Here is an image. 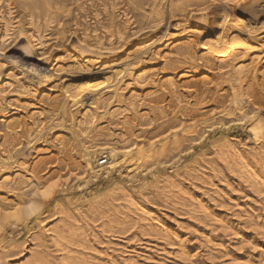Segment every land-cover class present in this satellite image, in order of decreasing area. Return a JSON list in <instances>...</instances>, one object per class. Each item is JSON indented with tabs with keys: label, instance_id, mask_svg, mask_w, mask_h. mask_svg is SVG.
Masks as SVG:
<instances>
[{
	"label": "rangeland",
	"instance_id": "obj_1",
	"mask_svg": "<svg viewBox=\"0 0 264 264\" xmlns=\"http://www.w3.org/2000/svg\"><path fill=\"white\" fill-rule=\"evenodd\" d=\"M0 44V264H264V0H0Z\"/></svg>",
	"mask_w": 264,
	"mask_h": 264
},
{
	"label": "bare ground",
	"instance_id": "obj_2",
	"mask_svg": "<svg viewBox=\"0 0 264 264\" xmlns=\"http://www.w3.org/2000/svg\"><path fill=\"white\" fill-rule=\"evenodd\" d=\"M182 6H183V4H182ZM186 6H188V4H185L183 7L185 8ZM10 9V8H9ZM63 10V9H62ZM11 12V11H10ZM191 12V11H190ZM11 16V15H10ZM13 17V16H12ZM12 17H8L7 19H5L4 21V26H3V29L1 30L2 31V35H1V42H3V41H7V40H9L10 38H12V37H14L15 38V35L17 36V34H15V32H17V29H19V28H17V29H15V27H13L12 26V21H10L11 19H12ZM14 21H16V20H14ZM13 21V22H14ZM18 21V20H17ZM17 23V22H16ZM126 29V28H125ZM120 30V29H119ZM118 32V31H117ZM121 32H122V30H121ZM124 32V31H123ZM139 32V31H138ZM20 33V32H19ZM40 33V32H39ZM136 33V32H135ZM133 34V33H132ZM19 35V34H18ZM31 35H33V34H31ZM40 35V34H39ZM121 35V34H120ZM119 35V36H120ZM123 36H124V34H122ZM35 36V35H34ZM122 37V36H121ZM126 37H127V35H126ZM14 38H13V40H14ZM32 38V37H31ZM42 38V36H38V37H36L35 39H32V41H38V42H41L43 39H41ZM16 39V38H15ZM31 40V39H30ZM109 41H110V39H108ZM11 42V41H10ZM7 43V42H6ZM6 43H3L4 45L6 44ZM0 45H2V44H0ZM41 45V44H40ZM175 54H180V53H175ZM179 57L180 59H186V58H188V56L187 55H185V54H181V55H175V57ZM141 72V71H140ZM136 73H138V72H136ZM142 74V73H141ZM141 74H140V76H138V78H144V76L142 75L141 76ZM144 75L146 74V73H143ZM147 75V74H146ZM137 76V75H136ZM136 78V77H135ZM146 78H148V77H146ZM240 78V77H239ZM238 79V76H236V80ZM141 80V79H140ZM137 81V80H136ZM237 83V82H236ZM240 83V82H239ZM239 83H238V85H239ZM94 86V85H93ZM233 89V88H232ZM235 90H233V92H234ZM238 92V91H237ZM240 92V91H239ZM241 95V94H240ZM237 96H238V94H237ZM257 99V98H256ZM231 100V99H230ZM234 100V99H233ZM243 100V99H242ZM245 100V99H244ZM255 100V99H254ZM253 104H254V102H253ZM62 105V104H61ZM255 105H256V103H255ZM89 107V106H88ZM258 108V107H257ZM90 110V109H89ZM93 110V109H92ZM255 112V111H254ZM257 112V111H256ZM191 113V112H190ZM200 113V112H199ZM203 113V112H202ZM93 114V113H92ZM255 114V113H254ZM183 115H185V114H183ZM182 115V117L178 120V128H180L181 129V131L182 132H184V133H191V132H193L194 131V129L197 127V123L198 122H200V123H204V122H207V120H208V118H206V117H204V115L203 116H201V114H200V116L201 117H198L199 116V114L198 115H194V113L193 114H189V115H187V116H183ZM205 115H207V114H205ZM212 116V115H211ZM244 116V115H243ZM213 117V116H212ZM243 118V117H242ZM178 119V118H177ZM176 119V120H177ZM19 121V120H18ZM170 122V121H169ZM39 124V123H38ZM168 124V123H167ZM6 126H5V129L3 128L2 129V131L0 132L2 135H5V133H7L9 130L10 131H15V129H16V127H20V125H22V124H17L16 122H9V123H7V124H5ZM28 125V124H27ZM33 125H34V123H33ZM171 126V125H170ZM41 127V126H40ZM199 127V126H198ZM36 128V127H35ZM177 128V129H178ZM27 129V128H26ZM176 129V128H175ZM198 129V128H197ZM32 130V129H31ZM30 131V130H29ZM37 131V130H36ZM39 134V133H38ZM176 134H177V132H176ZM172 135V134H171ZM262 136V135H261ZM166 137L165 136H161V137H159L158 138V143H159V148L157 149V147L155 148L154 147V145H153V142H150V143H148L146 146L144 145V144H142V143H140V144H138V145H135L134 147H132V148H130V149H127L126 151H125V155H128V157L133 161V166L131 167L132 168V170H137L138 171V169L139 170H141L140 168H142V167H147L146 165H148V164H151L152 162H154L160 155H162L163 154V149L165 148V146H166ZM146 140V139H145ZM168 140H169V138H168ZM152 141V140H151ZM168 143V142H167ZM136 144V143H135ZM86 147V146H85ZM90 147V146H89ZM98 147V146H97ZM105 147V146H104ZM108 147V146H107ZM100 148V147H99ZM103 148V147H102ZM106 148V147H105ZM113 148V147H112ZM86 149V148H85ZM95 149V148H94ZM104 149V148H103ZM125 149V148H124ZM96 150V149H95ZM99 150H101V149H99ZM101 152H103V151H101ZM52 153V152H51ZM50 153V154H51ZM82 154H83V152H81ZM93 153H95V152H93ZM97 153V152H96ZM84 154H85V162H86V167H88L89 168V170H90V173L91 174H94V175H96V174H98L99 172H108V170L110 169V167L111 166H114L117 162H118V158H117V155H116V152H114V151H112V150H108V152L107 153H105V155L103 156V157H101V158H103L104 159V162H101L100 161V159L101 158H96V156L94 157L93 155H92V153H91V150H89V151H84ZM121 154H122V152H121ZM101 155V154H100ZM124 155V156H125ZM52 156H54L53 154H52ZM123 157V156H122ZM84 160V159H83ZM122 160V159H121ZM105 163V164H104ZM130 168V169H131ZM133 173V172H132ZM46 186V185H45ZM46 188H49V187H46ZM46 188H43L44 189V192H42V193H40V194H42L43 196H47V195H49V191H51V189L50 190H48V191H45V189ZM40 191H42V189L40 190ZM39 191V192H40ZM51 193V192H50ZM39 194V195H40ZM43 196H41V197H43ZM92 213L93 212H89L88 214H87V216H91L92 215ZM14 215V214H13ZM15 215H17V213L15 214ZM18 216V215H17ZM117 216V215H116ZM18 217H21L20 215L18 216ZM17 217V218H18ZM76 221V220H75ZM77 222V221H76ZM76 224H78V223H76ZM83 225H85V224H83ZM69 227H71L70 225L68 226V225H66L65 226V228H58L57 230H55L54 231V234L56 235L55 237H58V239H63V238H65V229H67V228H69ZM84 232H85V230H83V229H81L79 232H78V235H80L81 237H85L84 236ZM52 233V232H51ZM33 257L36 259V260H40V261H42L43 260V257L41 256V255H39L38 253H35L34 255H33Z\"/></svg>",
	"mask_w": 264,
	"mask_h": 264
},
{
	"label": "built area",
	"instance_id": "obj_3",
	"mask_svg": "<svg viewBox=\"0 0 264 264\" xmlns=\"http://www.w3.org/2000/svg\"><path fill=\"white\" fill-rule=\"evenodd\" d=\"M100 161H101V162H104V159H103V158H101V159H100Z\"/></svg>",
	"mask_w": 264,
	"mask_h": 264
}]
</instances>
